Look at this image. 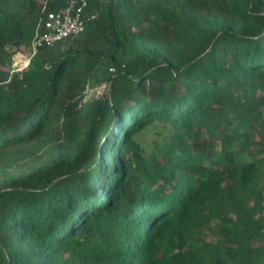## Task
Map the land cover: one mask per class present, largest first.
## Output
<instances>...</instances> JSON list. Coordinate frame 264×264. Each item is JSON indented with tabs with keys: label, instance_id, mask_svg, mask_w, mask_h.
<instances>
[{
	"label": "trees",
	"instance_id": "obj_1",
	"mask_svg": "<svg viewBox=\"0 0 264 264\" xmlns=\"http://www.w3.org/2000/svg\"><path fill=\"white\" fill-rule=\"evenodd\" d=\"M66 5L0 0V264H264V0H89L14 70Z\"/></svg>",
	"mask_w": 264,
	"mask_h": 264
},
{
	"label": "built area",
	"instance_id": "obj_2",
	"mask_svg": "<svg viewBox=\"0 0 264 264\" xmlns=\"http://www.w3.org/2000/svg\"><path fill=\"white\" fill-rule=\"evenodd\" d=\"M89 0H67V5L58 10L46 12L39 22L27 59L14 70H23L30 62V59L38 50L44 46H51L59 41L75 37L82 33L88 21L97 17V12H88ZM98 96H105L108 85L103 84L97 87Z\"/></svg>",
	"mask_w": 264,
	"mask_h": 264
},
{
	"label": "rangeland",
	"instance_id": "obj_3",
	"mask_svg": "<svg viewBox=\"0 0 264 264\" xmlns=\"http://www.w3.org/2000/svg\"><path fill=\"white\" fill-rule=\"evenodd\" d=\"M28 51L29 49L26 48H22L20 50H17L15 52V54L13 55V63L15 61H22V63H24V61L27 59V55H28ZM98 88H89L87 91V98L89 99L91 96L93 95H98L97 90Z\"/></svg>",
	"mask_w": 264,
	"mask_h": 264
},
{
	"label": "water",
	"instance_id": "obj_4",
	"mask_svg": "<svg viewBox=\"0 0 264 264\" xmlns=\"http://www.w3.org/2000/svg\"><path fill=\"white\" fill-rule=\"evenodd\" d=\"M19 67V61H15L14 63H13V68L14 69H17Z\"/></svg>",
	"mask_w": 264,
	"mask_h": 264
}]
</instances>
